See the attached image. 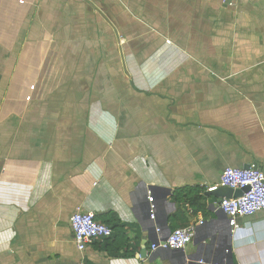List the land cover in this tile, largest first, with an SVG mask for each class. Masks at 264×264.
Wrapping results in <instances>:
<instances>
[{"label":"crops","instance_id":"crops-1","mask_svg":"<svg viewBox=\"0 0 264 264\" xmlns=\"http://www.w3.org/2000/svg\"><path fill=\"white\" fill-rule=\"evenodd\" d=\"M228 167L264 172V0H0V264H264V213L204 196ZM76 208L115 227L83 253Z\"/></svg>","mask_w":264,"mask_h":264},{"label":"built area","instance_id":"built-area-1","mask_svg":"<svg viewBox=\"0 0 264 264\" xmlns=\"http://www.w3.org/2000/svg\"><path fill=\"white\" fill-rule=\"evenodd\" d=\"M219 188H229L233 191L248 188L247 192L235 199H222L218 209L225 215L228 226L237 228L238 222L247 220L257 214L264 213V172L255 169L225 168L219 182L207 188V192H215ZM154 205H150V218L153 220ZM202 224V221L199 222ZM196 224L172 230L165 238H160V230L156 229L157 242L151 245V251L184 250L191 244L195 235ZM70 229L78 252L83 253L92 241L109 239L111 229L98 221L92 212H84L76 208L70 218ZM225 263V260H224ZM199 264H203L200 261Z\"/></svg>","mask_w":264,"mask_h":264},{"label":"water","instance_id":"water-1","mask_svg":"<svg viewBox=\"0 0 264 264\" xmlns=\"http://www.w3.org/2000/svg\"><path fill=\"white\" fill-rule=\"evenodd\" d=\"M247 170V169H245ZM248 191V188H244L242 190H236V191H233L229 188H219L218 190H216L215 192H208L206 193L204 196L205 197H213L215 200H216V203L215 205L212 204L209 206V209H211L212 207L216 206L217 209H218V206H219V203L222 199H226V200H230V199H235V198H238L242 195L243 192H247ZM155 206V205H154ZM150 207V205H149ZM149 207L147 209V216L150 218V213H149ZM219 210V209H218ZM155 211H156V208L154 210V213H153V219L155 217ZM220 211V210H219ZM221 212V211H220ZM222 213V212H221ZM144 214V212H143ZM223 214V213H222ZM224 215V214H223ZM225 217V215H224ZM226 218V217H225ZM151 220V218H150ZM227 221V219H226ZM227 225H228V221H227ZM156 229H159L160 230V234H159V237L160 238H165L171 231L170 230H167L166 232V235H164L161 231L160 228H156L155 227V233H156ZM195 234H196V230H195ZM157 234H156V237L155 239L151 242V245H156V242H157ZM195 236V235H194ZM164 251H171V252H177V251H180V250H164ZM228 251L225 250V253H227ZM139 259L140 260H146V245H143L141 250H140V253H139ZM224 260H225V263H224ZM149 262H151V260H148ZM188 261L190 262V260L188 259ZM200 261L202 260H199L197 261V263H199ZM203 264H206L205 262H203ZM215 264H232L231 261L227 259V257H223L218 263L216 262Z\"/></svg>","mask_w":264,"mask_h":264},{"label":"trees","instance_id":"trees-1","mask_svg":"<svg viewBox=\"0 0 264 264\" xmlns=\"http://www.w3.org/2000/svg\"><path fill=\"white\" fill-rule=\"evenodd\" d=\"M181 199L184 200L185 204H187L190 209L192 210V213H198L204 211V205L201 204L202 197L200 195V190L197 188H185L182 190H178L173 195L174 202H179ZM112 215V214H111ZM113 232L115 227H111L109 225V221L105 223ZM126 254V255H124ZM121 256H131L134 254V250H128Z\"/></svg>","mask_w":264,"mask_h":264}]
</instances>
